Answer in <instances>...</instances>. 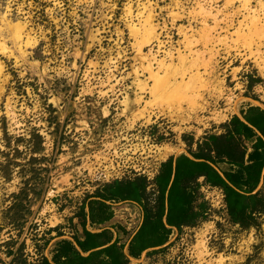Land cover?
Returning <instances> with one entry per match:
<instances>
[{
    "label": "rangeland",
    "instance_id": "rangeland-1",
    "mask_svg": "<svg viewBox=\"0 0 264 264\" xmlns=\"http://www.w3.org/2000/svg\"><path fill=\"white\" fill-rule=\"evenodd\" d=\"M244 1L0 0V264L51 260L59 239L83 236L79 210L99 185L152 180L169 156L189 154L234 113L263 103L256 51L264 50V0ZM250 11L260 18L257 34ZM179 52L199 56L195 77L189 68L177 90L141 89L154 82L147 59L154 71L163 59L177 72L185 67ZM165 147L175 151L162 156ZM192 188L203 211L196 224L173 228L164 245L129 264H264V212L242 228L229 220L220 188L201 177ZM257 189L264 194V180ZM147 191L154 199L152 184ZM111 210L100 224L86 218V228L128 242L142 207L123 200Z\"/></svg>",
    "mask_w": 264,
    "mask_h": 264
},
{
    "label": "trees",
    "instance_id": "trees-1",
    "mask_svg": "<svg viewBox=\"0 0 264 264\" xmlns=\"http://www.w3.org/2000/svg\"><path fill=\"white\" fill-rule=\"evenodd\" d=\"M241 113L245 121L233 114L220 124L223 132L206 133L197 142L195 151H189L195 159L185 154L174 159L171 155L161 162L152 180L137 174L99 185L84 198L79 210L83 236L74 233L72 240L59 239L51 260L43 256L42 264H129V257H139L147 249L164 245L173 228L180 231L184 226H193L202 216L203 211L193 203L192 188L200 176L207 184L222 190L231 223L242 228L257 226V218L264 212V194L261 189L255 190L264 167V109L249 106ZM252 137L256 140L247 153L244 140ZM221 162L231 168L220 174L212 164ZM262 176L264 180V172ZM151 184L155 193L153 204L147 191ZM123 200L137 202L143 211L142 221L128 242L112 240L107 229L86 228L87 219L92 224L111 219V203ZM126 244L128 254L124 252Z\"/></svg>",
    "mask_w": 264,
    "mask_h": 264
},
{
    "label": "bare ground",
    "instance_id": "bare-ground-1",
    "mask_svg": "<svg viewBox=\"0 0 264 264\" xmlns=\"http://www.w3.org/2000/svg\"><path fill=\"white\" fill-rule=\"evenodd\" d=\"M249 0H245L244 1V3L246 4V2H248ZM244 4V5H245ZM249 4V3H248ZM248 8H249V6H248ZM251 13H252V11H250ZM257 12V11H256ZM149 13H150V11H149ZM249 13V12H248ZM150 16H152V15H150V14H148L146 17H145V20L147 21V25H146V27H147V30L148 31H150L151 33H154V31H155V26H154V24L152 23V21L150 20ZM251 21H250V23H252V25L251 26H253V28H254V30L256 31V34H257V30H259L261 27H259L258 26V23L260 22V18L256 15V13H252L251 14ZM250 20V19H249ZM250 26V27H251ZM250 27H249V29H250ZM131 28H132V30H136L135 29V27L134 26H132L131 25ZM252 28V27H251ZM251 30V29H250ZM12 31H13V37H14V39L16 40V39H18V38H21V29H20V26H14V29H12ZM249 32V31H248ZM255 34V32L253 31L252 32V34ZM259 33H260V31H259ZM263 33V32H262ZM261 33V34H262ZM249 34V33H248ZM255 34V35H256ZM247 35V34H246ZM251 34H249L248 36H250ZM259 35V34H258ZM246 37V36H245ZM28 38V37H27ZM28 41V40H27ZM192 42H193V40H192ZM192 42H191V40L187 43V45H188V47H191V44H192ZM264 44V43H263ZM0 45H2V44H0ZM249 45H250V43H249ZM260 45V44H259ZM264 46V45H263ZM4 47V46H3ZM6 47V46H5ZM5 47H4V49H5ZM139 49H141V46H139L138 47ZM257 48H258V44H257ZM3 49V48H2ZM140 51V50H139ZM256 51V50H255ZM166 54L168 55V57L170 58V61H173L172 59H173V52L169 49L168 51H166ZM190 54H191V56L193 57V55H198V52L197 51H195V50H192V49H190ZM256 54H258V60H256L257 61V66H258V68H259V70L264 74V50L261 52H259L258 50L256 51ZM257 56V55H256ZM178 57L180 58V60H181V63H183V64H185V67H184V70H182V67H181V70L180 71H177V72H175V69H176V65L175 66H173V64H172V62L171 63H169V64H167L163 59L162 60H160V61H158V69L157 70H153V68H152V58L151 59H147V61H148V65H147V67H145V68H148L147 70H149L150 71V76L153 78V80H154V82H153V84H152V86H149V85H147L146 84V82H141V84H140V86H141V89L143 88V89H148L149 90V93L153 96H155V95H157V94H159L162 90H168V91H173V90H177V88H181V87H179V83L182 81V79H181V81H178L177 80V76H179L180 75V78H182L181 76L183 75L184 76V72H185V70H189V71H191L189 68H195L196 70H194V71H196V72H194V73H192L193 75L192 76H194L195 74H198L197 72H198V61H197V59H199V56H197V57H195V58H189V59H187V56L185 55V54H182L181 52H179V54H178ZM154 58H155V56H154ZM178 58V59H179ZM156 59V58H155ZM155 61V60H154ZM200 61V60H199ZM157 62V61H156ZM203 63V62H202ZM182 64V65H183ZM200 66H201V64H200ZM175 67V68H174ZM178 67V66H177ZM189 71H187V72H189ZM162 73V74H161ZM191 73V72H190ZM200 75V74H199ZM191 76V77H192ZM188 77V76H187ZM190 77V78H191ZM195 77V76H194ZM179 78V77H178ZM190 78L188 79L189 81H190ZM199 79L201 78V77H198ZM196 79H197V77H196ZM198 79V80H199ZM197 80V81H198ZM206 81V80H205ZM200 82V81H199ZM203 82V81H202ZM184 84V83H183ZM182 85V84H181ZM189 85V84H188ZM147 86V87H146ZM184 87V86H183ZM196 87H198V86H196ZM193 89H194V87H193ZM181 90V89H180ZM185 90V89H184ZM183 90V91H184ZM201 90V89H200ZM166 92V91H165ZM176 92V91H175ZM175 92H172V94H174V96H175ZM163 93V92H162ZM161 93V94H162ZM160 94V95H161ZM167 94V93H166ZM176 94H177V92H176ZM195 94H196V97L197 98H199V97H202L201 96V94L200 93H196L195 92ZM168 95H170V94H168ZM171 96H173V95H171ZM195 96V95H194ZM193 96V97H194ZM170 97V96H169ZM195 97V98H196ZM141 98L142 97H138V102H139V100H141ZM165 98V97H164ZM197 100V99H196ZM254 102L255 103H258V104H260V105H262V103H260V102H257V101H255L254 100ZM204 103H206V102H204V98L202 97V104H204ZM200 105V104H199ZM200 106H203V108H204V105H200ZM205 109V108H204ZM233 109H234V111H236L237 112V105L236 104H234V107H233ZM175 150L173 149V148H169V147H165L163 150H162V156H166L167 154H169V153H171V152H174ZM125 251H126V249H125Z\"/></svg>",
    "mask_w": 264,
    "mask_h": 264
},
{
    "label": "crops",
    "instance_id": "crops-1",
    "mask_svg": "<svg viewBox=\"0 0 264 264\" xmlns=\"http://www.w3.org/2000/svg\"><path fill=\"white\" fill-rule=\"evenodd\" d=\"M263 105H259V104H257V105H249V106H259L260 108H262V109H264V103H262ZM248 106V107H249ZM247 107V108H248ZM247 108H245V109H241V110H244V112H245V110L247 109ZM241 110L239 111V113H234V114H236V115H238L240 118H241V120H243V121H245V119L243 118V116H242V113H241ZM230 119V118H229ZM228 119V120H229ZM227 121V120H226ZM222 128V127H221ZM224 130H223V128H222V131L221 132H223ZM221 132H219V133H221ZM255 140H256V137H252V138H250V139H247V140H244V145L247 147V153H249L251 150H252V144L255 142ZM247 141H250V143H251V146L250 147H248L247 146V144H246V142ZM196 149V148H195ZM195 149H191V151H195ZM181 154H185L186 156H188V157H190L191 159H195L193 156H192V154L189 152V154H187V153H181ZM178 155H180V154H178ZM177 154L176 155H173L174 156V159L178 156ZM221 163H225V162H221ZM217 164H219V163H217ZM216 164V165H217ZM226 164H228V163H226ZM219 172H220V174L222 173V170H219L218 168H217V166L216 165H214V164H212ZM229 166H231L230 164H228ZM223 170H228V169H223ZM263 172H264V167H263V170H262V174H261V177H260V181H259V184H258V186L260 185V183H262V180H263ZM201 178H203L204 179V177L203 176H200ZM258 186H257V188H258ZM257 188L255 189V190H257ZM125 249H127L126 251H125ZM124 252L126 253V254H128V246H127V248L125 247L124 248Z\"/></svg>",
    "mask_w": 264,
    "mask_h": 264
}]
</instances>
